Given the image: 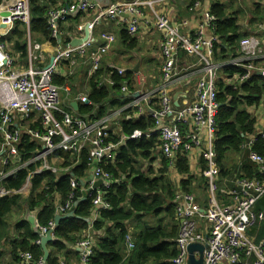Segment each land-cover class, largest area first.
Returning a JSON list of instances; mask_svg holds the SVG:
<instances>
[{"label":"built area","instance_id":"obj_1","mask_svg":"<svg viewBox=\"0 0 264 264\" xmlns=\"http://www.w3.org/2000/svg\"><path fill=\"white\" fill-rule=\"evenodd\" d=\"M168 1L170 0H126L101 6L97 0H76L70 4H60L48 12L51 38H58L61 22L81 13H91L87 23L89 37L78 45L57 47L53 62L44 66H36L40 56L35 51L41 49V44L34 43L30 47L27 69L16 66V60L7 51L2 38L13 29L17 21L30 25V0H8L0 5V25L7 27L4 32L0 28V199L17 194L28 197L33 189L34 177L46 171L68 173L71 165L57 167L56 162L61 164L60 159L63 161V158L54 156L57 151L77 157L73 163L75 165L79 162L80 153L87 150L90 176L86 192H95L92 200L97 211L109 209L111 206L104 199L101 188L109 187L112 178L101 167L102 162L112 159L118 145L125 139H139L158 133L162 142L160 150L170 159V164L175 155L182 151L189 152L192 157L203 155L207 164L203 170L209 194L206 208L201 206L194 194L182 191L176 193L180 233L176 238L177 255L173 258V263L188 264L189 245L202 243L205 245L204 264H264V239L256 243L255 238L248 234L251 227L264 222V211L255 208L259 198L264 195V156L254 150L256 138L252 136L244 148L249 150V159L257 164L261 177H243L233 187L221 188L222 193L232 199L222 205L217 196L219 167L214 150L216 118L220 107L217 99L219 71L221 67L228 65L242 67L244 72L238 82L251 77L253 72L264 76V65L256 63L264 59L262 39L258 35L246 36L240 41V57L216 62L214 44L218 39L215 34L218 18L210 9H202V1L197 0L190 11L200 15V22L193 28L195 17L174 21L159 10V5ZM3 11L9 12V15L2 16ZM145 11H148L155 27L161 32L160 82L154 88H146L143 81V88L135 90L133 100L125 108L137 110L140 116L152 117L155 127L146 132L135 130L131 136H123L115 143L110 140L111 127L118 123L120 109L115 110L112 117L107 115L96 120L75 117L61 106L60 90L64 88L70 91L69 88L55 84L53 74L62 72L61 64L68 62L71 66L68 74L73 75L77 59L83 58L84 62L90 63L88 75H91L101 67L103 58L116 42L113 33L104 32L99 38L94 36L97 25L102 22L125 23L128 24L129 33L134 35L142 22H149ZM260 27L264 31V24ZM183 51L193 61H190L187 71L180 72L179 55ZM107 65L120 75L127 71L115 63ZM192 81H195L192 100L177 107L173 88L177 85L188 88ZM105 82L113 84L112 79H106ZM99 84L102 85L103 81ZM121 90L125 93L130 91L127 81L123 83ZM136 93L139 94L137 97ZM75 100L93 105L87 95L82 93ZM131 118V115H127V119ZM259 127L262 130L259 134L264 140V121L259 123ZM33 144L36 151L33 156H29L28 150ZM23 169H28L29 173L21 187L7 188L5 183L16 179ZM100 179L103 183L94 189V183ZM70 182L73 189L80 184L73 174ZM90 195L93 193L90 192ZM76 199L74 192H70L64 202L57 199V213L64 215L71 211ZM200 220L204 222L203 225ZM35 225L41 234L46 235L52 231L55 236V219L47 225H40L35 217ZM126 240L128 247L133 248L130 233ZM36 244H41V239L36 240ZM76 246L80 263L90 264L93 254L91 228L77 241ZM19 257L24 264H32L31 252H21ZM44 263L42 258L35 264Z\"/></svg>","mask_w":264,"mask_h":264},{"label":"trees","instance_id":"obj_2","mask_svg":"<svg viewBox=\"0 0 264 264\" xmlns=\"http://www.w3.org/2000/svg\"><path fill=\"white\" fill-rule=\"evenodd\" d=\"M5 1L7 0H0V5ZM195 1L197 0H190L187 9L191 8ZM30 7V25L17 21L13 29L2 39L7 44V51L16 60V66L24 69L29 66L30 42L32 44L34 40L50 41L56 47H65L72 37L62 43H59L58 38H51L52 29L48 23V12L51 7L48 8L46 0H30ZM210 11L218 18L215 27V34L218 36L214 44L215 61L224 62L240 57V41L246 36L240 31L238 17L230 13L220 2L213 3ZM83 17L84 13H81L70 20L77 23L81 22ZM103 24L105 23L101 25ZM115 24L120 26L118 36L114 34L116 41L119 39V44L121 43L126 51L138 50L140 42L137 35L140 30L132 35L128 31V24ZM101 25H97L96 28L98 33L102 34L105 31L99 29ZM60 31L59 26V34ZM182 55L187 53L183 51L179 57ZM259 61L256 62L257 65ZM151 62H154L156 67L152 63L155 69L149 73L148 67ZM146 64L145 71L149 73V77L146 79L145 87L154 88L160 82V63L157 59H149L146 60ZM76 72L77 69L73 75L68 72L54 73L53 82L60 87L68 84L72 86L74 97L85 89V92L80 93L87 95L93 105L78 102L79 106L75 109L66 99L64 104H61L66 111L73 113L75 117L90 121L106 117L110 109L114 111L120 109L118 123L111 127L110 140L115 143L123 136H131L135 130L144 132L153 130L155 124L152 117L140 116L137 110L125 108L133 100L137 86L132 71L127 69L124 75H120L106 63L88 78L86 74ZM243 72L244 69L237 65L221 67L217 81V99L221 106L216 118L214 150L219 167L217 196L222 205H226L232 199L223 194L221 188H231L243 177H261L257 164L249 159V150L245 149L244 145L255 136L253 148L264 156V140L259 134L262 130L257 116L250 112L251 109L258 110L264 106V76L254 72L251 77L238 82ZM106 79H112L113 84L105 82ZM101 81L102 85L99 84ZM125 81L128 82L130 90L128 93L121 90ZM127 115H131L132 118L127 119ZM37 128L40 126L37 125ZM161 145L158 133L150 137L125 139L118 145L114 157L101 164L103 170L112 178L109 187L101 188L104 199L111 208L98 211L92 200L95 192L90 191L93 195H90L89 191L86 192L90 176L87 150L80 153L79 162L75 165L73 163L77 157L57 151L54 156L63 158V166L71 165L68 173L55 174L46 171L34 177L33 189L28 197L17 194L0 199V242L9 237V217L12 213L18 209H22L23 212V219L16 223L20 232L11 241L10 264H16L21 260L19 254L24 251L31 252L32 264L43 258L44 251L40 244H36L40 237L34 232L29 215L34 213L40 225H47L57 214L56 200L64 202L70 192L76 194L77 199L72 208L76 216L65 218L57 225L56 240L48 245L56 250L51 252L46 264H59L66 244L76 245L77 241L86 235L83 232L89 228L93 241L90 264H174L173 258L177 255L176 238L180 233L175 196L178 191L192 193L201 206L206 208L209 194L203 170L207 164L203 155L193 158L186 151L177 153L170 164V159L160 150ZM28 151L29 156L34 155L36 151L34 144ZM192 160L198 161L200 167L198 175L192 171ZM28 169L21 170L17 178L7 181L5 186L9 189L20 188L29 173ZM174 173L180 175V178L175 180L172 175ZM72 174L80 182L76 189H73L70 182ZM255 208L264 211V195L259 198ZM95 216L97 218L94 219ZM129 233L133 248L128 247L126 240ZM248 234L259 243L264 239V222L251 227Z\"/></svg>","mask_w":264,"mask_h":264},{"label":"crops","instance_id":"obj_3","mask_svg":"<svg viewBox=\"0 0 264 264\" xmlns=\"http://www.w3.org/2000/svg\"><path fill=\"white\" fill-rule=\"evenodd\" d=\"M70 1L73 2L76 0H46V2L48 4V8L51 7V9L54 8L55 6L60 5V4L70 3ZM97 1H99L101 6H109L110 4H115L118 2H124L126 0H97ZM201 1H202V7L210 9L211 5L214 3L215 0H201ZM235 1L242 2L243 0H235ZM250 1H254L257 6L253 9H249L247 11L246 16L243 17L242 23L240 21L238 22L239 26H240V31L245 36H249V35L260 36V38L262 39V44L264 46V31H263L262 27H260L262 24H264V0H250ZM189 2H190V0H170L164 4L159 5L158 8L160 11L168 14L170 16V18L174 21H180L185 16H188L190 18L195 17L196 18L195 22H193V25H192V27L195 28L196 25L200 22V20H199L200 15H198L197 13H192L190 11V8L187 9ZM145 14H146V17L149 19V22L146 21V22H142V24H140V27H139L140 32L137 35L139 42H140L139 49H138V50H140V52L142 51V49H141V47H143L142 44L146 47L147 52H148V50H149L148 48L150 45L159 47L160 42H161V32L158 30V32H159L158 35H156L155 32H153V29L155 28L153 19L149 16L148 11H145ZM90 15H91V13H84L83 20L81 22H77V23L72 22L71 20H73V19L71 17L68 18V20H66L64 22H61L60 23L61 31H60V34L58 37L59 43H62L64 40H68V39L70 40V37L72 36L71 41L68 44V45H71V42L73 40L80 39V38L84 37V35H85L84 29H85V26L90 19ZM72 17H74V16H72ZM255 18H258V20L254 21ZM102 23H105V24L101 25ZM102 23L100 24L101 26L99 27L100 30L105 31V32H109V33H113L116 36H118L119 32H117V31H118L120 26L118 27V25H116L115 23L112 24L110 22H102ZM81 27H83V28H81ZM0 28H1V25H0ZM100 34L101 33H98L97 28H96L94 36L99 38ZM101 42H102V39L100 40V43ZM34 43H40L41 44V49L35 51L40 56V59L37 62L36 66H44L46 64H50L51 60L53 59V56L57 52V47L55 45H53L50 41L38 42L35 40L33 41L32 44L30 42V46L32 47V45ZM115 43L119 47L117 53H114L113 50L110 51L109 53H107L106 56L103 58V64L111 62V63H115L116 65L123 67L127 70L129 68H134L139 63V68H138L139 70L133 71L132 73H134L133 78H135L137 80L136 90L143 88V86H144L143 81H145V84L147 83L146 77L144 75V73L146 74L145 70L147 69L146 68V66H147L146 60L154 59V57H148V53L145 54L144 51H142V54H145L144 56L140 55L139 54L140 52H138L137 50L126 51L122 47L123 45L121 43L119 44V39ZM158 50H159V48H158ZM29 52H30V48H29ZM126 53L130 54L131 60H126L123 58V56ZM160 53L161 52L159 50V55H160ZM116 57L120 58V61H118L116 59ZM44 59H45V61H44ZM77 61H78V63L76 65V69H77L76 74L78 72H80L82 74H86V77L88 78V76H89L88 75V68H89L90 63L87 61L84 62L83 58H78ZM159 61H161L160 58H159ZM190 61L192 62L193 58L188 57L187 55H182L180 58L179 64H178V70L180 72L187 71L186 69L190 65ZM65 63H66V65H64ZM126 63H128L129 66H126ZM259 65H264V59L259 61ZM70 68H71V66H69L68 62H64L60 66V70L63 73H67ZM148 71H149V73L152 71L150 66L148 67ZM159 79H160V77H159ZM194 83H195V81H192L191 85L188 88L182 87L180 85H177L173 88V90H172L173 97L177 96L179 106H183L184 104H186L192 100L193 91H194ZM82 84H84V82ZM70 87H71V93L69 94V98L67 101H69L70 104H72L73 102H76L77 108H78V106H79L78 102L80 104H84V103L75 100L76 96L74 97L73 93H72L73 87L72 86H70ZM79 91H80V89H79ZM80 92H85V89H82ZM79 93H77V94H79ZM65 101H66V99L64 98L63 104ZM63 108H65L64 105H63ZM74 108L77 109L76 107H74ZM250 112L254 113L257 116L259 123H262L264 121V106L260 107L258 110H252L251 109ZM71 114L73 115V113H71ZM107 115L109 117H112L114 115V110L110 109V112ZM193 158H197V156L193 155ZM192 171L196 175H198L200 173V167H199L197 160H192ZM14 213H12V215ZM31 215L34 216V213ZM31 215H29V217ZM56 215H58V213ZM15 216L17 217V219L14 222L11 221L12 216L9 217V237L7 236L5 239H3L0 242V254L3 253L2 256H0L1 264H10L12 261V256L10 254L11 249H12L11 241L14 240L17 237V234H19V232H20V231L18 232V230H17L16 223H18L21 219H23L22 209H18L17 214ZM203 223L204 222L202 220H200V224L203 225ZM32 228H33L35 233L38 231L41 233L39 228L33 227V224H32ZM87 230L83 233H86ZM38 236L40 237V235H38ZM39 239H41V238H39ZM49 244H47V247H48L49 255H50L52 251L56 250V248L49 247L48 246ZM24 252H29V251H24ZM198 254L199 253H197V255ZM19 261H21V260H19ZM19 261L16 262V264H24L22 261L21 262H19ZM59 264H81L79 261L78 248L76 245L66 244V249L64 250V254L61 255V257H60V263Z\"/></svg>","mask_w":264,"mask_h":264},{"label":"rangeland","instance_id":"obj_4","mask_svg":"<svg viewBox=\"0 0 264 264\" xmlns=\"http://www.w3.org/2000/svg\"><path fill=\"white\" fill-rule=\"evenodd\" d=\"M8 1V0H7ZM6 2V1H5ZM217 2H220V3H223L225 6H226V8H227V10L230 12V13H232V14H234V15H236L237 17H238V19H239V21L242 23L243 22V17H245L246 16V14H247V11L249 10V9H253V8H255L257 5H256V3L254 2V1H250V0H243L242 2H238V1H235V0H215L214 1V3H217ZM4 3V2H3ZM202 9H206V8H204V7H202ZM188 18H190V17H188V16H185L184 17V19H188ZM258 20V18H255L254 19V21H257ZM5 26V25H4ZM1 27H2V25H1ZM156 28V27H155ZM153 29V32H155V34L156 35H158V29L156 28V29ZM7 29V27L5 26V27H2V32H4L5 30ZM6 36V35H5ZM5 36H3V38L5 37ZM2 38V39H3ZM83 38V37H82ZM142 39V38H141ZM99 43V42H98ZM6 44V43H5ZM7 45V44H6ZM142 46L143 47H141V49H142V51H144L145 52V54L146 53H148V57H154V59H157L158 61H159V58L161 59V62L159 61V63H160V69H161V66H162V57L160 56L161 55V53H160V55H159V50H160V46L158 47V46H152V45H150L149 46V50H148V52H147V49H146V47L142 44ZM158 48H159V50H158ZM118 49H119V47L117 46V44L115 43L113 46H112V48H111V50L110 51H112L113 50V52L114 53H117V51H118ZM138 52H140V50H137ZM142 51L139 53L140 55H145V54H142ZM113 54V53H112ZM123 58L124 59H126V60H131V57H130V54L129 53H126L124 56H123ZM116 59L118 60V61H120V58H118V57H116ZM233 59H235V58H233ZM230 60H232V59H230ZM44 61H45V59H44ZM152 63H154V62H151L150 64V68L151 69H155V67H156V64H155V67H153V65H152ZM126 66H129V64L128 63H126ZM21 68H23V67H21ZM28 68V67H27ZM27 68H25V69H27ZM24 69V68H23ZM146 72V71H145ZM254 73V72H253ZM259 73V72H258ZM260 74V73H259ZM144 75H145V77H146V79L149 77V73H147L146 72V74L144 73ZM261 75V74H260ZM66 87H68L69 88V90L70 91H66V90H64V88H62L61 90H60V95H61V104L63 103V99L65 98V99H68L69 98V94L71 93V87L69 86V85H66ZM73 93V92H72ZM79 94H81V93H79ZM79 94H77V96L79 95ZM76 96V97H77ZM76 97H75V99H76ZM60 162H61V164H58V161L56 162V165H57V167L58 168H61L62 166H63V161L60 159ZM175 178V180H176V178H180V175H177V174H172ZM18 211V210H17ZM17 211H15V213L13 214V215H11L12 217H11V221L12 222H14L16 219H17V217L15 216L16 214H17Z\"/></svg>","mask_w":264,"mask_h":264},{"label":"water","instance_id":"obj_5","mask_svg":"<svg viewBox=\"0 0 264 264\" xmlns=\"http://www.w3.org/2000/svg\"><path fill=\"white\" fill-rule=\"evenodd\" d=\"M2 16H7L9 15V12L7 11H3L1 13ZM2 27H5L4 25H2ZM85 35L83 38H80V39H75L71 42V45H78V44H81L82 41L86 38L89 37L90 35V30H89V24H87L85 26ZM59 37V36H58ZM53 62V59L51 60V63ZM139 63L134 67V68H129L128 70L129 71H138L139 69ZM139 94L136 93L135 96L137 97ZM174 101H175V105L178 107L179 103H178V100H177V96L174 97ZM72 106L76 107L77 108V103L76 102H73L72 103ZM221 106V105H220ZM103 183V180L100 179L98 181H96L93 185L94 189L98 188L101 184ZM76 216V212L75 210H71L69 211L68 213L64 214V215H61V214H58L55 216V222L57 225H59L60 221L65 219V218H69V217H74ZM29 220L31 222V224H33V227L36 228V225H35V216L31 215L29 217ZM38 235H40V238H41V247L44 251V256H43V259L45 261L44 264H46L47 262V259L49 257V250H48V247H47V244L53 242L56 240V237L53 235V232L50 231L48 232L46 235H43L41 234L39 231L36 232ZM204 250H205V245L202 244V243H192L189 245V259H188V264H204ZM197 253H199L197 255Z\"/></svg>","mask_w":264,"mask_h":264}]
</instances>
